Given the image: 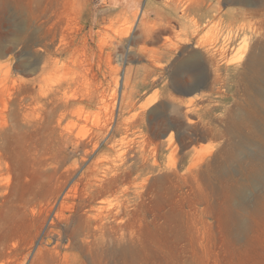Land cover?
<instances>
[{
  "label": "rangeland",
  "instance_id": "374dc122",
  "mask_svg": "<svg viewBox=\"0 0 264 264\" xmlns=\"http://www.w3.org/2000/svg\"><path fill=\"white\" fill-rule=\"evenodd\" d=\"M180 13L179 0H0V264H264V78L245 67L264 53V3ZM228 29L227 67L197 75L194 45ZM82 192L87 212L112 208L90 247L54 217Z\"/></svg>",
  "mask_w": 264,
  "mask_h": 264
},
{
  "label": "bare ground",
  "instance_id": "6f19581e",
  "mask_svg": "<svg viewBox=\"0 0 264 264\" xmlns=\"http://www.w3.org/2000/svg\"><path fill=\"white\" fill-rule=\"evenodd\" d=\"M165 1V0H164ZM178 1V0H177ZM196 1L197 0H191L190 2H191V4H190V6L188 5H184V4H180L181 3V0H179V8L181 9V15H179V18H184V17H187L188 16V13H192L193 11H194V9H195V7H196ZM225 1H227V2H239V3H245V4H247L248 3V0H225ZM186 2V1H185ZM259 3L260 4H263L264 3V0H259ZM166 5H167V3H166ZM243 13L244 11L242 10V9H236V11H235V17L233 16V19L234 20H237V18H238V16H239V14L240 13ZM248 12H250L251 14H253V15H256V14H258L259 12L257 11V10H249ZM244 14V13H243ZM190 15V14H189ZM195 19V18H194ZM193 19V20H194ZM180 20V19H179ZM192 20V19H191ZM189 22H190V20H189ZM193 25L192 26H194L195 27V30H197V28H198V26L200 25H198V23L194 20L193 22ZM230 24V23H229ZM239 25H242L241 23L239 24ZM244 26H245V24H244ZM235 27V26H234ZM236 27H238L237 26V24H236ZM228 28V27H227ZM53 29H54V27H53ZM52 28H51V31L53 30ZM230 29V28H229ZM228 29V32L225 34V35H222V34H220V35H222V36H218V35H216V36H213V38L212 39H210V40H207L206 42H197V44L196 45H194V50L191 52V53H189L190 54V59H191V61H197V66L195 67L196 69V74L197 75H200V73L205 69V65H208V67H210L213 71H215V72H218V70H220L221 68H226L227 67V65L229 64V57H228V55H229V50H231V49H233V46H232V43H233V39H234V34H230V30ZM234 29V28H233ZM236 29H238V31H239V29H242L241 27H238V28H236ZM50 31V32H51ZM198 31V30H197ZM237 31V32H238ZM54 33V32H53ZM53 33H51V34H53ZM244 33V32H243ZM50 34V35H51ZM55 34V33H54ZM53 34V35H54ZM237 35V34H236ZM235 35V36H236ZM243 35V34H242ZM189 39L190 38H187L186 40L187 41H189ZM51 40V39H50ZM242 40H243V46L242 47H238V48H236V47H234V48H236V52H237V54H238V59L240 60V59H242V56H243V54H244V52H245V48H246V44H245V39L244 38H242ZM167 42H163L162 43V45L161 46H166L167 44H166ZM176 45V44H175ZM184 43H183V41L181 40V39H179V50H181V49H183L184 48ZM169 47L172 49L173 47L171 46V45H169ZM165 49V48H164ZM170 49V50H171ZM182 51V50H181ZM259 52V51H258ZM261 52V51H260ZM188 57V56H187ZM185 59H187V58H185ZM238 59L237 60H235V61H238ZM187 62V61H186ZM181 63H182V61H181ZM224 64V65H223ZM245 67L250 71V73H251V75H252V77L254 78V79H256V81L258 82V80L261 78V77H263L264 78V53L262 52V53H259V54H254V53H250L248 56H247V60L245 61ZM207 68V67H206ZM187 74H189V73H187ZM192 75V74H191ZM216 78H220L219 77V75H218V73H216ZM188 77V76H187ZM191 77V76H190ZM180 80V79H179ZM204 80V79H203ZM253 80V79H252ZM255 81V80H254ZM253 81V82H254ZM256 82V83H257ZM260 83V82H259ZM264 83V82H263ZM258 84V83H257ZM256 85V84H255ZM195 86H197V85H195ZM200 86V85H199ZM258 86V85H257ZM194 88V87H193ZM197 89V88H196ZM260 87L258 86L257 87V89H256V93L257 94H260ZM178 121V120H177ZM185 122V121H184ZM183 121H181V120H179V125L181 126L183 123H184ZM171 137H172V135H171V133L169 134V136H168V138L169 139H171ZM211 161V160H210ZM198 166V165H197ZM195 170V169H194ZM103 186V185H102ZM75 187H73L72 189H74ZM71 189V190H72ZM76 191V190H75ZM74 191V192H75ZM99 193H100V190L98 191ZM76 193V192H75ZM75 193L73 194V192H71V195L73 194V196L75 195ZM102 193V192H101ZM70 194V193H69ZM90 195L88 194V193H83L82 192V195H78L77 196V203H76V206L75 207H73L72 205H70V206H68L69 208H66V206H65V208L64 209H68V212H64L62 209H63V207H64V205H63V207L62 208H60L59 209V212L58 213H56L55 214V219H57L58 220V223L59 222H65L66 224H69V223H72V225H73V222L75 223V226L77 227V228H79L80 230H78V229H76L75 228V231L76 230H78L79 231V234L81 235V236H83L81 239H83V240H86L87 242H88V240H89V238L90 237H93L95 234L97 235V234H99L100 232H98V231H102L103 232V226H102V222H103V219H104V217H107L110 213H112V211H111V209L112 208H110V206L108 205V206H103V205H100L99 207H97L95 210H94V212H92V214L91 213H89V212H87V210H86V207H91V205H90ZM73 203H75L74 201H73ZM71 204V203H70ZM81 210H86L85 211V213L84 214H82V213H80L81 212ZM116 214V213H115ZM115 214H113L114 216H115ZM51 221H53V220H51ZM53 223V222H52ZM55 223V222H54ZM54 226V225H53ZM57 226V225H56ZM74 226V227H75ZM113 227V226H112ZM66 228V227H65ZM69 228V227H68ZM73 228V227H72ZM59 231V230H58ZM60 231H61V229H60ZM73 231V230H72ZM110 231V230H109ZM114 231H115V229H114ZM127 231V230H126ZM98 232V233H97ZM101 232V234H103ZM52 233V234H51ZM51 233H48V235H46V242H49V239H51L53 236H55L56 237V239L60 236L59 235V232H54L53 230H52V232ZM69 233V232H68ZM75 233V232H74ZM78 233V232H77ZM108 233V232H107ZM106 234V233H105ZM110 234V233H109ZM112 234V233H111ZM125 234V233H124ZM95 235V236H96ZM64 236V235H63ZM74 236V235H73ZM77 236V235H76ZM104 236H107V234L106 235H104ZM79 236H77V238H78ZM110 236H108V238H109ZM112 237V236H111ZM125 237V236H124ZM68 238V237H67ZM74 238V237H73ZM114 238V237H113ZM75 239V238H74ZM73 239V240H74ZM81 239H79V242H80V240ZM110 239V238H109ZM118 239V238H117ZM130 239V238H129ZM58 240V239H57ZM95 240V239H94ZM114 240H115V238H114ZM123 240V239H122ZM68 241V239L66 240V244L68 243L67 242ZM75 241H78V240H74V242ZM85 241V242H86ZM97 241V240H96ZM118 241V240H117ZM124 241H125V238H124ZM127 241V240H126ZM125 241V242H126ZM71 242V240L69 241V243ZM90 242V241H89ZM89 242L88 243H86L87 245H88V247H90L89 245H91V244H89ZM93 242V241H92ZM107 242V241H106ZM121 242V241H120ZM120 242H117V244H119ZM123 242V241H122ZM68 243V244H69ZM73 243V242H72ZM80 243H84L82 240H81V242ZM80 243H78L79 245H81ZM128 243V242H127ZM85 244V243H84ZM94 244V243H93ZM126 244V243H125ZM124 244V246H127V244L125 245ZM76 245H77V242H76ZM79 245H77V247H80ZM64 246H66V245H64ZM70 246V245H69ZM68 246V247H69ZM121 245L119 244V247H120ZM124 246H122V253L120 254L121 255V257H123L124 256V258H125V256H126V254H128V246L127 247H124ZM67 247V246H66ZM71 247V246H70ZM75 247V246H74ZM76 247V248H77ZM82 247V246H81ZM85 247V246H84ZM82 249V248H81ZM118 249V248H117ZM120 249H121V247H120ZM90 250V249H89ZM119 250V249H118ZM81 252H82V250H80ZM120 251V250H119ZM124 253V254H123ZM122 254H123V256H122ZM65 257V256H64ZM129 263V262H128ZM125 264V263H124Z\"/></svg>",
  "mask_w": 264,
  "mask_h": 264
}]
</instances>
